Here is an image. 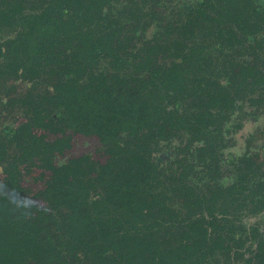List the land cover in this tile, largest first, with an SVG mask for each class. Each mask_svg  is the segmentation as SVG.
Listing matches in <instances>:
<instances>
[{
    "label": "rangeland",
    "instance_id": "1",
    "mask_svg": "<svg viewBox=\"0 0 264 264\" xmlns=\"http://www.w3.org/2000/svg\"><path fill=\"white\" fill-rule=\"evenodd\" d=\"M44 3L45 0H26L24 7L38 10ZM221 3L223 0H110L106 10L103 9L108 20L104 28L106 32L109 29L115 32L109 44L120 59L102 50L86 67L80 84L85 85L91 73H100L105 76L107 86L98 92L84 86L85 98L94 97L97 101L98 118L89 120L86 115L75 129L66 125L67 117L60 111V101L49 77H34L38 73L21 77L20 71L7 74L9 63L0 60V205L10 210L6 214L9 220L24 224L26 230L36 227L33 221L42 213L51 216V221L46 222V238L41 231L36 238L31 233L22 234L20 245L1 240V253L11 254L19 249L27 264H90L86 244L93 236V227L83 236L66 231L69 209L66 204L56 203L52 197L56 190L46 191L52 186L51 173L38 166L39 151L34 153L35 164L31 162L33 158L16 160L27 139L41 133L46 140L55 142L48 152L54 163L87 156L98 166L109 164L108 177L123 184V197L136 196L135 182L141 178L146 164L151 162L153 170L166 178L181 173L185 164L197 162L199 149L205 144L194 136L203 124L213 128L209 116L221 114L225 118L216 135L217 156L213 159L205 156L192 170H211L218 183L228 184L236 179L237 167L241 166L239 159L250 158L260 164V179H264V93L257 84L251 87L252 80L247 78L236 94L238 80L230 81L238 66L246 62L264 69V0L239 2L242 13L258 22L255 31L259 45L250 42L252 36L245 37L231 17L220 16ZM11 29L1 27L0 34L5 37ZM150 60L151 65L159 68L173 62L186 65L192 76L191 89L177 95V99L161 97L155 103L150 102L149 111H135L132 105L137 92H141L144 81H150V71L138 68L137 64ZM50 79L53 82L58 77ZM220 88L236 94L232 107L225 106L223 93L218 95ZM171 109L182 117V122L174 127L169 125ZM133 112L151 116L139 126L119 127L121 117ZM43 123L49 127H43ZM127 149L133 150L132 155L143 153V156L129 157ZM80 160L84 164V159ZM97 168L95 164L91 168L94 177L100 174L95 171ZM191 174L188 176L191 181L201 183L205 179ZM97 192L110 191L100 184ZM63 193L78 195L72 189ZM153 193H145V204L153 201ZM157 200L171 206L178 203L167 197ZM241 223L264 230V209L244 215ZM170 231L177 232L170 228L164 238L174 241L172 236L167 238ZM161 232L164 235L163 229ZM27 242H31L28 248ZM236 263L242 264V259Z\"/></svg>",
    "mask_w": 264,
    "mask_h": 264
},
{
    "label": "trees",
    "instance_id": "2",
    "mask_svg": "<svg viewBox=\"0 0 264 264\" xmlns=\"http://www.w3.org/2000/svg\"><path fill=\"white\" fill-rule=\"evenodd\" d=\"M25 1L0 0V28L13 27L9 35L3 37L0 34V60L9 63L6 73L20 71L21 77L36 73L41 74L34 76L36 78L49 77L60 101V111L67 117V126L75 129L86 115L89 120L98 118L97 101L94 97L85 98L84 86L93 87L98 92L107 86L106 78L103 74L91 73L85 85L80 84L79 78L102 50L119 57L109 44L115 32L111 29L106 32L104 28L108 20L107 11L103 9L106 10L110 0H45L38 10L32 11L24 7ZM240 1L223 0L220 16L231 17L244 36H252L250 42L255 41L259 45L255 31L258 22L242 13ZM137 65L150 71V81H144L141 92H137V100L132 105L135 111H149L150 102L155 103L161 97L177 99V95L191 89L192 76L186 65L174 62L159 68L151 65L150 61H141ZM54 76L58 79L53 83L50 77ZM247 78L252 80L249 82L251 87L257 84L264 93V69L247 62L238 66L237 73L231 75V82L238 80L235 93ZM222 93L225 106L232 107L237 93L228 94L220 88L218 95ZM171 110L169 125L174 127L182 122V117ZM134 112L121 117L118 126L133 128L151 116H139ZM224 118L221 114L209 116L210 124L214 123L213 128L208 129L206 124L199 128L194 137H199L205 145L199 149V160L185 164L181 173L163 178L153 170L151 162L146 164L141 178L135 182L136 196L123 197V184L108 177L111 173L109 164L98 166L87 156L80 157L84 164L80 159L54 163L48 152L55 142L46 140L44 133L28 138L16 160L33 158L31 162L35 164L34 153L39 151V156L36 153L38 166L51 173L52 186L46 191L56 190L52 196L56 203L66 204L69 209L66 231L83 236L90 226L93 227V236L86 244L90 264H238L239 258L242 264H264V230L241 223L244 215L264 209V179H260V164L250 158L239 159L241 166L237 167L236 179L228 184L218 183L211 170H192L205 156L210 159L217 156L216 135ZM45 123L42 126L49 127ZM129 150V157L143 156V153L132 155L133 150ZM94 164L98 167L95 171L100 172L97 177L93 176L91 169ZM189 173L202 175L205 179L201 183L191 181ZM100 184L110 192H97ZM71 189L78 195L63 193ZM149 191L156 193H153V201L145 204L143 197ZM165 197L176 200L177 205L157 200ZM9 212L0 205V242L7 240L20 245L22 234L31 233V237L36 238L41 231L46 238V222L51 221V216L42 213L33 221L36 227L26 230L24 224L18 225L6 217ZM165 228L176 229V233L170 231L167 236H172L174 241L164 238L168 233ZM30 245L31 242L25 244L27 248ZM0 264L27 262L17 249L11 254L0 252Z\"/></svg>",
    "mask_w": 264,
    "mask_h": 264
},
{
    "label": "flooded vegetation",
    "instance_id": "3",
    "mask_svg": "<svg viewBox=\"0 0 264 264\" xmlns=\"http://www.w3.org/2000/svg\"><path fill=\"white\" fill-rule=\"evenodd\" d=\"M18 26H19V25H18ZM18 26H17V27H18ZM5 27H6V26H5ZM12 30H13V27H12L10 33L12 32ZM8 35H9V34H8ZM150 62H151V60H150ZM172 64H174V62H173ZM172 64H171V65H172ZM179 64H182V63H179ZM182 65H184V64H182ZM169 66H170V65H169ZM166 67H167V66H166Z\"/></svg>",
    "mask_w": 264,
    "mask_h": 264
}]
</instances>
